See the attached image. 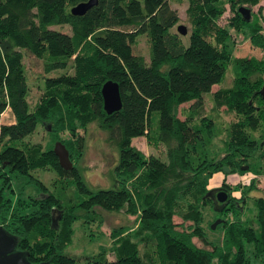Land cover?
Returning <instances> with one entry per match:
<instances>
[{"label": "trees", "instance_id": "1", "mask_svg": "<svg viewBox=\"0 0 264 264\" xmlns=\"http://www.w3.org/2000/svg\"><path fill=\"white\" fill-rule=\"evenodd\" d=\"M84 1L0 0V116L8 109L14 120L0 123V226L14 236L30 263L75 264L64 252L72 222L90 221L95 207L122 210L137 225L110 231L112 258L99 252L87 258L89 264H264V195L253 199V218L247 220L238 216L240 202L230 195L237 187L222 185L223 202L213 201L214 190L206 189L207 178L223 167L242 173L240 167L247 166L245 171L264 175V54H232V32L264 49L260 19L250 10L259 0H172L185 3L190 25L185 46L176 27L171 31L178 18L169 0H96L82 14L70 12ZM225 3L231 15L218 25ZM239 7L249 10L248 19ZM140 35L147 40V60L133 50ZM23 52L41 59L46 73L72 70L45 77L31 109ZM228 67L231 86L211 91ZM106 80L117 84L120 98V108L108 114L100 94ZM207 95L213 109L225 106L235 121L221 128L204 116L202 98ZM182 103L190 104L179 119L174 109ZM92 122L117 150L113 185L105 189L87 188L76 167L83 133ZM37 124L51 137L43 150L22 141ZM221 132L226 137L214 160L211 146ZM134 137H143L151 147L162 144L166 161L144 155L131 144ZM56 141L67 150L69 170L59 166L52 151ZM42 168L56 174L54 191L45 190L29 172ZM21 176L19 190L31 186L35 194L14 192L12 184ZM209 201L219 203L217 213L231 205L234 214L231 220L220 218L217 242L207 241L200 225V208ZM53 207L61 213L57 228L50 225ZM174 215L190 225L178 229ZM193 237L210 249L197 247Z\"/></svg>", "mask_w": 264, "mask_h": 264}, {"label": "rangeland", "instance_id": "2", "mask_svg": "<svg viewBox=\"0 0 264 264\" xmlns=\"http://www.w3.org/2000/svg\"><path fill=\"white\" fill-rule=\"evenodd\" d=\"M169 6L175 10L178 20L171 27V31H175L176 25H183L186 27L187 32L184 35H179L182 44L185 46L188 43V33L190 25L186 19L184 9L185 3H175L169 0ZM250 10L254 15L260 19L261 32L264 35V0H259L258 4L250 7ZM231 15L229 6L224 4V11L217 19L218 25H224ZM54 29L67 31V26H54ZM233 34V51L232 54L235 57H255L261 58L264 54V49L252 46L245 35L232 32ZM136 53L141 54L145 60L148 59V44L146 37L140 35L137 37L136 44L133 47ZM22 65L27 83L26 101L31 109L39 100L43 88V79L49 76H56L62 73H72L71 68L68 66L65 69H54L49 72H44L42 68V61L39 58L31 56L26 52H23ZM264 79V74H262ZM233 74L231 68L228 67L222 82L218 85H213L211 91L218 88H228L232 84ZM203 100V115L209 117L214 121L217 126L221 128L225 127L228 123L235 121V116L232 112L228 111L225 106H220L218 109H213L210 96H204ZM190 103H182L175 107L174 115L179 119H183L185 111L188 109ZM13 117L8 109H5L0 116V123L9 124L12 123ZM81 132V131H80ZM84 148L80 159L76 162V167L80 173L81 179L85 186L91 190L105 189L113 185V165L117 159V150L112 142L107 141L106 133L100 129L95 122L88 124L84 133ZM61 136H66L65 132H61ZM225 133L221 134L213 139L211 146L214 160H217L221 156L219 149L222 146V140L225 139ZM23 142H28L34 145L40 146L43 150L51 143V137L48 136L45 131L37 124L34 131L28 136L22 139ZM131 144L141 151L144 155H155L160 160L166 161L165 147L162 144H158L156 147L147 145L143 137H134L131 140ZM247 169V168H246ZM36 179H38L45 187V190L54 191L52 181L56 174L50 171L48 168L34 169L29 171ZM251 186H246L249 183V178H252ZM24 181V177L19 178L18 183L12 184L14 192L17 194L21 192L20 185ZM229 185L237 187V190L231 191V197L237 199L240 202L238 205V216L241 219L251 220L254 214L253 199L264 195V175H254L251 171L238 172H213L206 180V189H213L214 191L223 187L222 185ZM249 188V189H248ZM74 188L72 186L67 188L66 193L71 196ZM244 190V194L241 192ZM32 187H25L20 196H26V193L35 194ZM217 192V191H216ZM244 196V200H240V197ZM214 199V197H213ZM211 201L206 203L200 208L201 211V227L204 237L207 241L217 242L220 240L222 232L221 227L216 224L213 229H209L210 224L214 219L223 218L231 220L234 216L233 209L228 207V210L223 214L217 213L219 204H213ZM213 204V206H212ZM93 219L85 222V219H78L71 224V236L69 243L64 247V252L70 254L75 258V264H89L88 257H92L99 252H104V255L110 259L112 254L110 253L109 232L121 228L134 229L137 225V221L134 216L126 215L122 210L119 211H105L95 207ZM174 223H179L180 227H186L190 225L189 220H182L181 216H172ZM218 226V227H217ZM254 226V225H253ZM216 227V228H215ZM192 242L197 246L205 249H210V245L205 242H201L197 238L193 237Z\"/></svg>", "mask_w": 264, "mask_h": 264}, {"label": "water", "instance_id": "3", "mask_svg": "<svg viewBox=\"0 0 264 264\" xmlns=\"http://www.w3.org/2000/svg\"><path fill=\"white\" fill-rule=\"evenodd\" d=\"M96 0H87L84 2L77 3L76 5L70 8V12L73 14H82L86 9L95 4ZM238 12L244 19L249 18V10L244 7H239ZM176 31L180 35L186 33V27L183 25H177ZM262 93L264 94L263 87L261 88ZM100 94L102 97V108L108 114L113 111H116L120 108V98L118 93L117 84L111 80H106L101 88ZM52 151L57 157V162L59 166L64 170H69L71 168V162L68 158V153L66 148L62 143L56 141L52 147ZM247 166H241L240 169L245 170ZM222 170L226 173L228 169L223 167ZM227 198L226 193L217 195V201L223 202ZM60 211H56V208H52L50 211V225L54 228L58 226V220L60 219ZM223 220L220 218L215 219L210 228L213 229L214 226ZM0 264H32L26 259V252L20 251L16 248V239L14 236L8 234L0 226ZM43 264V263H39Z\"/></svg>", "mask_w": 264, "mask_h": 264}, {"label": "flooded vegetation", "instance_id": "4", "mask_svg": "<svg viewBox=\"0 0 264 264\" xmlns=\"http://www.w3.org/2000/svg\"><path fill=\"white\" fill-rule=\"evenodd\" d=\"M217 191V192H216ZM216 191H213L211 194H210V196H211V198H212V200L213 201H215V199L217 200V195L219 196V195H221L222 193H223V191H222V188H219V191L218 190H216ZM213 197H214V199H213ZM214 204H217V203H214ZM219 204V203H218ZM220 209V208H219Z\"/></svg>", "mask_w": 264, "mask_h": 264}, {"label": "crops", "instance_id": "5", "mask_svg": "<svg viewBox=\"0 0 264 264\" xmlns=\"http://www.w3.org/2000/svg\"><path fill=\"white\" fill-rule=\"evenodd\" d=\"M109 241H110V239H109Z\"/></svg>", "mask_w": 264, "mask_h": 264}]
</instances>
